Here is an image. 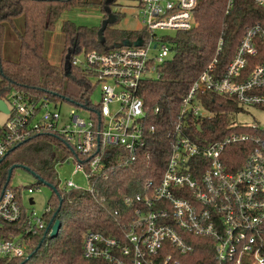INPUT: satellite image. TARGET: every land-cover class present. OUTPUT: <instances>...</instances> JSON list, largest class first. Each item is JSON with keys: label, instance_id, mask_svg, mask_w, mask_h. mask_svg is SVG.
<instances>
[{"label": "built area", "instance_id": "1", "mask_svg": "<svg viewBox=\"0 0 264 264\" xmlns=\"http://www.w3.org/2000/svg\"><path fill=\"white\" fill-rule=\"evenodd\" d=\"M253 2L264 8V0ZM196 3L137 0L144 34L138 37L140 45L130 42L105 52L72 50L70 65L82 69L100 87L97 103L88 100L78 106L86 117L74 108L62 115L63 101L34 99L23 90L1 98L7 110L0 109L5 116L0 123V161L34 136H60L74 154V173L81 172L88 187L58 180V188L93 194L95 182L106 179L113 168L104 162L106 156H116L126 167L141 152L148 154L147 117L139 90L146 80L161 76L160 67L172 55L171 35L157 31L189 30ZM232 3L228 1V8ZM258 40L264 41L260 23L247 27L225 68L213 59L193 80L166 132L169 155L159 181L148 180L138 193L124 197L126 210L114 214L127 219L116 234L83 233L84 258L109 264H179L176 255L192 252L190 238L198 237L213 242L217 264H264V119L252 124L228 120L231 113L243 114L247 107L264 112V58L257 63L252 59L259 52ZM222 46L220 40L217 51ZM204 92L237 107L226 113L225 126L237 130L208 139L202 125L217 115L205 105ZM109 148L120 150L107 152ZM38 190V185L2 190L0 259L27 256L33 237L49 235L45 215L50 205L39 215L32 198L30 206L24 204V192Z\"/></svg>", "mask_w": 264, "mask_h": 264}, {"label": "trees", "instance_id": "2", "mask_svg": "<svg viewBox=\"0 0 264 264\" xmlns=\"http://www.w3.org/2000/svg\"><path fill=\"white\" fill-rule=\"evenodd\" d=\"M228 1L197 0L193 26L175 32L169 38L172 55L160 67L161 76L146 80L139 90L147 117L149 153L141 152L135 163L126 167L119 164L116 156H106L104 162L113 168L106 179L95 182L93 194L85 190L58 188L55 164L63 162L70 153L60 136H34L12 148L1 159L0 194L10 186L15 167L28 168L37 176V183L32 186L45 182L55 188L47 202L51 209L45 219L47 225L59 220L61 227L56 237L51 238L43 232L33 237L27 256L1 258L0 264H109L83 257V233L88 230L109 235L118 232L127 216L115 215L114 211L122 213L126 210L124 197L138 193L148 180L159 181L163 173L169 155L166 132L171 128L183 94L213 59L217 58L220 68H225L247 27L256 23L264 27V8L253 0H233L230 8ZM114 3L115 0H0V99L12 90H23L34 99L45 96L55 102H72L77 106L88 102L93 85L87 73L70 65L72 50L105 52L114 49L115 44L124 39L133 42L144 36L138 30L113 27L120 19L112 12ZM75 8L98 9L104 15L103 19L111 11L116 18L104 28L102 40L98 39L101 25L63 21L60 27L64 38L62 58L58 64L50 63L44 54L45 35L54 29L65 11ZM8 35L18 41L16 59L4 55ZM220 40L223 46L217 51ZM258 47L253 63L264 58V41L258 40ZM203 96L205 105L217 115L202 125L208 139L237 130L225 127L226 113L237 110V107L210 92H204ZM155 108L158 112L154 111ZM119 150L109 148L107 152ZM190 243L192 252L176 255L179 264H217L213 257V242L192 237Z\"/></svg>", "mask_w": 264, "mask_h": 264}, {"label": "rangeland", "instance_id": "3", "mask_svg": "<svg viewBox=\"0 0 264 264\" xmlns=\"http://www.w3.org/2000/svg\"><path fill=\"white\" fill-rule=\"evenodd\" d=\"M137 5V0H115L114 5H112V12L120 19L113 25L114 28L126 29V30H139L142 29V25L137 16V11L135 6ZM104 15L100 13L98 9H80L75 8L69 11H65L59 20L56 22L55 27L52 31L47 32L44 39V54L48 58L50 63L58 64L62 58L63 51V35L60 31L61 23L65 20L74 22L77 25L86 26H98L101 25ZM159 34H169L174 35L173 31H157ZM18 52V41L13 35H8L5 40L4 45V55L10 59H16ZM90 82L94 85L92 78H89ZM92 90L89 91L88 97L91 102L97 103L100 99V87L92 86ZM76 109L77 113L86 117V111H79L78 106L72 102L63 101L61 106L62 115H67L69 110ZM5 116L0 114V123H2ZM264 119V112L262 109L257 107H247L244 108L243 114H237L233 112L228 117V120L232 124L236 123H259ZM73 153H69L67 158L61 162L55 164L56 178L61 183L70 180L75 185L80 188H87L88 183L81 172L74 173L75 162L72 158ZM58 182V181H57ZM36 177L27 171L23 167H15L12 171V176L10 180V186L12 187H26L36 185ZM39 190L35 191L33 194H27L24 192L25 201L24 204L30 206L28 199L32 198L34 200L33 208L37 214H42L44 207L46 206L48 199L52 194V188L46 184H39ZM32 206V205H31Z\"/></svg>", "mask_w": 264, "mask_h": 264}, {"label": "water", "instance_id": "4", "mask_svg": "<svg viewBox=\"0 0 264 264\" xmlns=\"http://www.w3.org/2000/svg\"><path fill=\"white\" fill-rule=\"evenodd\" d=\"M115 15L111 12V11H108V17L103 19L102 20V23H101V28L99 29L98 31V39L99 40H102V32L104 30V28L106 27V25L108 23H113L115 21ZM133 45L135 46H138L140 45L141 43V38H137L135 41L132 42ZM130 44V41L128 39H124L123 41H121L120 43H117L115 44V47H120L121 45H129ZM73 52V51H72ZM68 71H69V67L67 68ZM0 109L6 111L7 108H6V105L4 103V101L0 100ZM27 171H29L28 168L24 167ZM30 172V171H29ZM31 174L34 175V173L30 172ZM10 174H11V170L9 171V174H8V178L7 180H9L10 178ZM35 176V175H34ZM37 178V176H35ZM41 182H43L41 179H40ZM44 184L50 186L53 190L55 189L52 185L48 184V183H45ZM60 227H61V224H60V221L59 220H55L53 223H49L48 224V228L47 230H49L50 228V233H49V237L53 238V237H56L58 234H59V231H60ZM29 257V256H28Z\"/></svg>", "mask_w": 264, "mask_h": 264}, {"label": "crops", "instance_id": "5", "mask_svg": "<svg viewBox=\"0 0 264 264\" xmlns=\"http://www.w3.org/2000/svg\"><path fill=\"white\" fill-rule=\"evenodd\" d=\"M138 31H141V29H139ZM34 201V200H33Z\"/></svg>", "mask_w": 264, "mask_h": 264}]
</instances>
